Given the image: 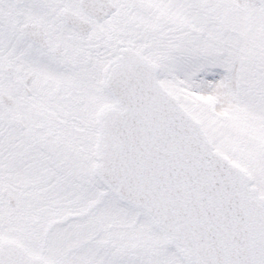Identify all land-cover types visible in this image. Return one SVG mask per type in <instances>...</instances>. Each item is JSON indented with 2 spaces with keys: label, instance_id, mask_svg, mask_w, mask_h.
<instances>
[{
  "label": "flooded vegetation",
  "instance_id": "flooded-vegetation-1",
  "mask_svg": "<svg viewBox=\"0 0 264 264\" xmlns=\"http://www.w3.org/2000/svg\"><path fill=\"white\" fill-rule=\"evenodd\" d=\"M115 15L116 11L98 20L85 12L80 0H0V67L5 73L0 99L5 95L12 101V107L5 105L13 112L9 121L12 131H25V135L34 137L37 134L43 139L59 138L64 133L89 135L86 143L60 148L61 153L75 156L73 162H66L65 172L54 176L52 163L41 165L44 169L40 173L28 171L33 179L37 178L36 184L46 185L43 206L33 204L25 211L13 196L17 222L27 218L31 229L37 223L46 229L45 238L36 241L34 233L25 238L18 230L22 241L19 244L26 254L46 264H120L112 240L108 249L101 250L89 246L90 241L76 245L69 242L71 237H77L75 228L83 216L97 212L104 199L114 194L118 197L98 172L99 154L104 145L102 116L107 109L123 110L120 101L107 90L106 77L121 63V54L127 47L148 61L146 34L133 31L126 17ZM76 164L87 168L82 179L87 183L86 200L82 209L78 208L82 210L79 216L73 210L65 211L74 208L69 197L76 200L78 196L72 191L74 188L68 187L70 181L78 183L75 177L80 179L79 175L71 176ZM95 186L101 188V194L97 198L95 194L96 201L88 208L86 203ZM250 191L264 209V197L254 187ZM58 228L62 232H56ZM171 247L186 264H196L194 260L184 259L181 247L174 244Z\"/></svg>",
  "mask_w": 264,
  "mask_h": 264
},
{
  "label": "water",
  "instance_id": "water-1",
  "mask_svg": "<svg viewBox=\"0 0 264 264\" xmlns=\"http://www.w3.org/2000/svg\"><path fill=\"white\" fill-rule=\"evenodd\" d=\"M80 4L98 20L115 11L109 0ZM121 57L106 87L124 110L103 115L100 175L187 260L264 264V211L251 198L246 175L212 149L199 123L161 87L155 66L130 48ZM0 245V264H46L10 241Z\"/></svg>",
  "mask_w": 264,
  "mask_h": 264
},
{
  "label": "rangeland",
  "instance_id": "rangeland-1",
  "mask_svg": "<svg viewBox=\"0 0 264 264\" xmlns=\"http://www.w3.org/2000/svg\"><path fill=\"white\" fill-rule=\"evenodd\" d=\"M190 1L197 6H204L208 11L211 9L220 11L226 2H231L240 11L256 13L258 15L257 29L259 32L264 30V0ZM111 2L117 7L115 16L126 17L133 31L139 30L145 34L154 29L159 33L163 24L162 18L158 17L157 4L155 3V6L152 0H111ZM123 13L125 14L122 16ZM249 24V21L242 17L237 22L238 29L236 30H238L237 33L241 41L248 36ZM147 45V56L150 62L157 63L162 59L161 68L155 65L162 87L175 97L177 103L191 117L199 122L206 137L210 140L212 148L229 159L233 165L238 166L250 181V188H256L259 196L264 197V104L262 106L255 103L247 94L248 85L244 79L247 80V76L250 75L246 65H233L227 71L201 67L189 77L176 76L174 74L175 64L171 60L166 61L165 55L160 52V49L156 52L155 48H152L153 43L149 44L148 40ZM247 58H249L248 55ZM0 71L1 92L4 87L1 79L5 77V73L1 67ZM6 107L0 99V123L8 125L13 112L8 111ZM24 121L23 119L22 123ZM16 132L24 139L23 149L11 148L8 151L0 152V158H2L0 164V241L9 238L11 242L19 244L21 240L17 234L18 230L25 238L34 233L36 241L39 237L45 238L46 229L43 224L39 223L36 224L35 229H31V222L27 218L17 222L16 206L13 208L9 205L3 191H6L7 195L14 196L15 202L19 200L25 211L33 204L43 206L46 202V193H44L46 185L36 184L37 178L33 179L28 175V171L40 173L44 169L40 168L41 165L52 163L53 165H50V168H54L53 171L51 170L52 173L65 172L64 170L68 166L66 162H73L75 156L61 153L60 148L75 143H86L89 135L82 137L78 134L79 137H82L80 141L76 140L77 134L66 133L59 138L53 137L37 141L34 136L25 135V131L17 130ZM12 136L13 133L9 134V132L4 136L6 146ZM1 140L0 137V143ZM54 151L56 152L54 155L47 154L54 153ZM4 156L5 158H3ZM84 169L87 170L81 164H76L71 176L79 175L80 179L75 177V181L78 183L74 184L70 181L68 184V187L74 188L72 191H75L78 196L76 200L69 197L74 208H68L65 211L73 210L77 216L82 213L81 206L86 200L84 190L87 183L82 180L87 175ZM95 194L96 198L101 194L100 187L95 186L93 194L89 195V200L86 203V205L89 204L88 208L96 201L93 198ZM112 197L104 199L98 206L97 212L89 214L87 217L83 216L80 225L75 228L76 233L78 232L77 237L69 239L71 245H76L80 241H90L89 246L94 245L101 250L103 247L108 249L111 244H114L116 246L114 251L119 254L120 264H186L178 254L165 245V238L161 230L153 226L150 218L144 212L122 203L115 194ZM83 211H87V209L83 208ZM109 228L111 230H108ZM89 229L90 231H86ZM55 231L62 232L59 228ZM110 240H112L111 244Z\"/></svg>",
  "mask_w": 264,
  "mask_h": 264
},
{
  "label": "trees",
  "instance_id": "trees-1",
  "mask_svg": "<svg viewBox=\"0 0 264 264\" xmlns=\"http://www.w3.org/2000/svg\"><path fill=\"white\" fill-rule=\"evenodd\" d=\"M152 2L155 6L157 4L158 17L161 16L163 24L159 33L154 29L147 31V40L149 44L153 43L152 48L156 52L160 49L166 61L171 60L175 64L176 76L189 77L201 67L227 71L233 65L245 64L250 75L247 80L244 79L248 85L247 94L252 101L263 106L264 30L259 32L257 29L256 13L240 11L231 2H226L220 11H208L190 0ZM241 17L249 21L248 27L251 29H248V36L242 41L236 30ZM155 20L156 16L154 25ZM161 62L162 59L155 64L161 68ZM8 132L11 133L10 128L0 123V152L11 148L22 150L24 140L15 138L14 134L6 146L4 136ZM1 161L2 158L0 164Z\"/></svg>",
  "mask_w": 264,
  "mask_h": 264
}]
</instances>
